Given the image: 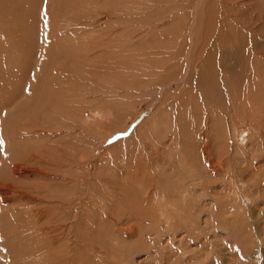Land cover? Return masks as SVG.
I'll return each mask as SVG.
<instances>
[{"label":"rangeland","instance_id":"obj_1","mask_svg":"<svg viewBox=\"0 0 264 264\" xmlns=\"http://www.w3.org/2000/svg\"><path fill=\"white\" fill-rule=\"evenodd\" d=\"M0 63V264H264V0H0Z\"/></svg>","mask_w":264,"mask_h":264},{"label":"bare ground","instance_id":"obj_2","mask_svg":"<svg viewBox=\"0 0 264 264\" xmlns=\"http://www.w3.org/2000/svg\"><path fill=\"white\" fill-rule=\"evenodd\" d=\"M215 1H216V0H215ZM203 2H204V1H203ZM196 3H197V2H196ZM196 5L199 6V4H196ZM201 5L203 6V4L200 3V7H201ZM198 6H197V7H198ZM197 7L194 6L195 9H196ZM227 8H228V7H227ZM195 9H194V10H195ZM208 9H209V8H208ZM196 10H197V9H196ZM192 11H193V10H192ZM228 11H229V10H228ZM223 13H224V12H223ZM196 14H197V11H196ZM224 15H225V14H224ZM229 15H230V14H229ZM196 16H197V15H196ZM225 16H226V15H225ZM191 19H192V18H190V21H192ZM196 19H197V17H196ZM193 21H194V20H193ZM154 22H155V21H154ZM229 22H230V21H229ZM172 23H173V22H172ZM53 24H54V23H53ZM196 24L198 25L199 22L197 23V21H196ZM171 25H173V24H171ZM189 25H190V24H189ZM169 26H170V25H169ZM47 27H48V26H47ZM191 28H192V27H191ZM57 30H58V29H57ZM61 30H62V29H61ZM177 31H179V28H178ZM190 31H191V30H189V32H190ZM194 31H195V28H194ZM194 31H191V32H190V37H191V38H192V35L194 34ZM180 32H182V31H180ZM180 32H175V33H176V34L179 33V35H180ZM55 33H56V32H55ZM55 33H53V34H54V37H55V38H56V36L59 37V34H57V35L55 36ZM220 33H221V32H220ZM53 34H52V36H53ZM173 34H174V33H173ZM173 34H172V35H173ZM231 34H232V33H231ZM133 35H134V34H133ZM174 35H175V34H174ZM177 35H178V34H177ZM179 35H178V36H179ZM181 35H182V33H181ZM181 35H180V36H181ZM184 35H185V34H184ZM50 36H51V35H50ZM52 36H51V37H52ZM187 36H189V33H188ZM195 36H196V35H195ZM51 37H50V38H51ZM129 37H130V36H129ZM182 37H183V35H182ZM182 37H181V38H182ZM193 37H194V36H193ZM61 38H62V37H61ZM175 38H176V37H175ZM177 38H178V37H177ZM177 38H176V39L173 38V39H174V40H177ZM183 38H184V37H183ZM191 38H190V45L192 44V39H193V38H192V39H191ZM179 39H180V38H179ZM179 39H178V40H179ZM60 40H61V39H60ZM169 40H170V39H169ZM229 40H230V39H229ZM54 41H55V39H54ZM127 41H128V40H127ZM183 41H184V40H183ZM183 41H182V42H183ZM194 41H199V39L195 40V37H194ZM194 41H193V42H194ZM49 42H50V40H49ZM60 42L63 43L62 40H61ZM60 42H59V41H58V42L56 41L55 43L59 44ZM131 42H132V41H131ZM61 43H60V44H61ZM93 43H94V42H93ZM93 43H92V44H93ZM95 43H96V42H95ZM125 43H126V42H124V44H120V45H123V46H121V47L124 48V46L126 45ZM176 43H178V42L175 41L174 44L176 45ZM183 43H184V42H183ZM196 43H197V42H196ZM196 43H195V44H196ZM57 44H56V45H57ZM71 44H72V43H71ZM81 44H83V43H81ZM101 44H102V43H101ZM111 44H112V43H111ZM127 44H128V43H127ZM174 44H173V45H174ZM18 45H19V44H18ZM72 45H75L74 42H73ZM93 45H94V44H93ZM97 45H98V44H97ZM181 45H182V44H181ZM232 45H233V44H232ZM12 46H13V45H12ZM44 46H45V45H44ZM51 46L53 47V45H51ZM69 46H70V45H69ZM113 46H114V45H113ZM147 46H148V45H147ZM176 46H177V45H176ZM176 46L173 47V48H176ZM74 47H75V46H74ZM79 47H80V46H79ZM103 47H104V46H103ZM153 47H154V46H153ZM179 47H180V46H179ZM185 47H187V45H185ZM49 48H50V47H49ZM55 48H56V47H55ZM55 48H54L53 51H52V49H51V52H52L53 54H52V53L50 54V52H49V55H50V56L54 55V57H55V55L58 53V52H56ZM59 48H60V47H59ZM75 48H76V47H75ZM75 48H74V49H75ZM86 48H88V47H86ZM86 48H85V46H83V49H82V47H81L82 51H83V50L86 51ZM108 48H110L109 45H108ZM142 48H143V47H142ZM154 48H155V47H154ZM182 48H184V47H182ZM182 48H181V47H180V48H177V50H180V49H182ZM187 48H188V47H187ZM195 48H196V45H195ZM195 48H194V49H195ZM61 49H62V48H61ZM72 49H73V47H72ZM74 49H73V50H74ZM88 49H89V48H88ZM145 49H146V48H145ZM149 49H150V48H149ZM184 49H186V48H184ZM194 49L192 48L191 50L194 51ZM76 50H77V48H76ZM78 50H79V49H78ZM78 50H77V51H78ZM114 50H115V49H114ZM151 50H152V49H151ZM158 50H159V49H158ZM162 50H163V49H162ZM162 50H161V51H162ZM166 50H167L168 53H169V50H168V49H166ZM16 51H17V50H16ZM44 51H45V50H44ZM44 51H43V52H44ZM77 51H76V52H77ZM82 51H81V52H82ZM115 51H116V50H115ZM123 51H124V50H123ZM145 51H147V50H145ZM184 51H185V50H184ZM152 52H153V51H152ZM173 52H174V51H172V53L170 52V54H174ZM178 52H179V51H178ZM191 52H192V51H191ZM79 53H80V51H79ZM138 53H139V52H138ZM138 53H137V54H138ZM140 53H141V52H140ZM140 53H139V54H140ZM142 53H143V52H142ZM160 53H162V52H160ZM185 53H186L189 57H190L191 54L194 55V52L190 54V47H189V50H187V52H185ZM198 53L200 54L201 52L199 51ZM134 54H135V53H134ZM137 54H136V55H137ZM176 54H177V53H176ZM176 54H175V55H176ZM181 54H182V53H181ZM186 54H185V55H186ZM255 54H256V53H255ZM18 55H19V54H18ZM60 55H61V54H60ZM60 55H59V53H58V56H57V59H58V60L60 59V58H59ZM153 55H154V54H153ZM162 55H163V54H162ZM175 55H174V56H175ZM177 55H178V54H177ZM44 56H45V55H44ZM69 56H70V55H69ZM143 56H144V55H143ZM171 56H173V55H171ZM171 56H170V57H171ZM181 56H182V55H180V57H181ZM200 56H202V55H200ZM18 57H19V56H18ZM70 57H71V56H70ZM175 57H177V56H175ZM71 58H73V56H72ZM163 58H164V57H163ZM185 58H186V57H185ZM187 58H188V57H187ZM9 59H10V58H9ZM76 59H77V58H76ZM166 59H167V57H166ZM170 59H171V58H170ZM181 59H184V58H181ZM193 59H194V58H193ZM10 60H11V59H10ZM40 60H41V59H40ZM47 60H48V58H47ZM100 60H101V59H100ZM168 60H169V59H168ZM188 60H190V58L187 59V61H188ZM191 60H192V59H191ZM19 61H20V60H19ZM62 61H63V60H62ZM171 61H173V57H172V60H170V62H171ZM182 61H183V60H182ZM187 61H186V62H187ZM51 62L53 63L54 61L51 60ZM51 62H50L49 64H52ZM143 62H144V61H143ZM156 62H157V61H156ZM163 62H165V59H164ZM166 62H167V61H166ZM180 62H181V61H180ZM186 62H185V63L182 62V63H183V64H186ZM191 62H192V61H191ZM3 63H4V62H3ZM9 63H10V62H9ZM12 63H13V61H12ZM17 63H18V62H17ZM54 63H55V62H54ZM154 63H155V62H154ZM171 63H172V62H171ZM201 63L203 64V62H201ZM55 64H56V63H55ZM62 64H63V63H62ZM162 64H163V63H162ZM173 64H174V63H173ZM173 64H172V65H173ZM0 65H2V63H0ZM11 65H12V64H11ZM47 65H48V64H47ZM53 65H54V64H53ZM153 65H154V64H153ZM164 65H165V64H164ZM188 65H189V64H188ZM14 66H15V65H14ZM17 66H18V65H17ZM37 66L39 67V65H37ZM50 66H51V65H50ZM64 66H65V65H64ZM154 66H155V65H154ZM170 66H171V65H170ZM10 67H11V66H10ZM10 67H9V68H10ZM18 67H19V66H18ZM21 67H22V66H21ZM114 67H115V66H114ZM129 67H130V66H129ZM156 67H157V69H158V64H157ZM174 67H175V65H174ZM174 67H173V68H174ZM178 67H179V66H178ZM185 67H186V66H185ZM191 67H192V66H191ZM15 68H16V67H15ZM15 68H14V69H15ZM150 68H151V67H150ZM153 68H155V67H152V72H153V74H155V72H154L155 69H153ZM159 68H160V67H159ZM163 68H164V67H163ZM163 68H162V69H163ZM173 68H172V69H173ZM182 68H183V66H182ZM189 68H190V67H189ZM253 68H254V67H253ZM157 69H156L155 71H157ZM160 69H161V68H160ZM172 69H171V70H172ZM176 69H177V68H176ZM184 69H185V68H184ZM0 70H2V68H0ZM7 70H8V69H7ZM11 70H12V69H11ZM17 70H18V69H17ZM21 70H23V69H21ZM136 70H137V69H136ZM144 70H145V69H144ZM158 70H159V69H158ZM173 70H174V69H173ZM182 70H183V69H182ZM190 70H191V69H190ZM190 70H189V72H190ZM197 70H198V69H197ZM201 70H202V69H201ZM13 71H14V70H13ZM60 71H61V69H60ZM62 71H63V70H62ZM160 71H161V70H160ZM160 71L158 72L159 74H156V75L159 76V75H161V74L163 73V72H160ZM254 71H255V70H254ZM2 72H4V71H2ZM19 72H20V71H19ZM44 72H45V71H44ZM152 72H150V73L152 74ZM169 72H170V71H169ZM180 72H181V71H180ZM189 72H188V73H189ZM194 72H195V71H194ZM255 72H256V71H255ZM5 73H6V72H5ZM20 73H21V72H20ZM38 73H39V72H38ZM146 73H148V72L146 71ZM160 73H161V74H160ZM170 73H171V72H170ZM184 73H185V72H184ZM15 74H16V73H15ZM22 74H24V72H23ZM26 74H27V73H26ZM142 74H143V71H142ZM166 74H169V73H165V76H167ZM175 74H176V73H175ZM27 75H28V74H27ZM36 75H37V73H36ZM36 75H35V77H36ZM49 75H50V74H49ZM54 75H55V74H54ZM162 75H163V74H162ZM3 76H4V74H3ZM6 76H7V75H6ZM6 76H4V77H6ZM10 76H11V75H10ZM24 76H25V75H24ZM37 76H38V75H37ZM136 76H137V75H136ZM176 76H177V75H176ZM179 76H182V75H179ZM18 77H19V76H18ZM32 77H33V76H32ZM154 77H155V76H154ZM154 77H153V78H154ZM188 77H189V74H188ZM36 78H37V77H36ZM39 78H40V77H39ZM143 78H144V76H143ZM149 78H151V77H149ZM153 78H152V79H153ZM156 78H157L158 82H160V80H159V78H158L157 76H156ZM163 78H164V80L166 79L164 76H163ZM179 78H180V77H179ZM181 78H182V77H181ZM184 78H185V77H184ZM9 79H11V78H9ZM9 79H7V81H8ZM34 79H35V78H34ZM152 79H151V80H152ZM26 80H27V78H26ZM31 80H32V79H31ZM35 80H36V79H35ZM35 80H34V81H35ZM38 80H40V79H38ZM153 80H155V78H154ZM166 80H169V76H168V78H167ZM166 80H165V82H166ZM174 80H176V84H177V82H178V81H177L178 78H177V79H174ZM250 80H251V79H250ZM59 81H60V80H59ZM146 82H147V81H146ZM150 82L152 83V81L149 80V83H150ZM155 82H156V80H155L153 83L155 84ZM158 82H156V85H157ZM179 82H180V81H179ZM182 82H185V81H182ZM224 82H225V81H224ZM18 83H19V82H18ZM34 83H37V80H36V82H34ZM125 83H126V82H125ZM153 83H152V84H153ZM172 83H173V82H172ZM185 83H186V82H185ZM185 83H184V84H185ZM15 84H16V82H15ZM21 84H23V83H20V86H21ZM167 84H169V83H167ZM167 84H165V85H167ZM220 84H221V83H220ZM32 85L34 86L33 81H32ZM35 85H36V84H35ZM147 85H148V84H147ZM158 85H159V83H158ZM165 85H164V87H165ZM18 86H19V85H18ZM30 86H31V85H30ZM41 86H42V85H41ZM159 86H160V85H159ZM161 86H163V85H161ZM170 86H171V85H170ZM221 86H222V85H221ZM15 87H17V86H14L13 89H14ZM35 87H36V86H35ZM155 87H156V86H155ZM258 87H259V86H258ZM17 88H18V87H17ZM15 89H16V88H15ZM36 89H37V88H36ZM212 89H213V88H212ZM227 90H228V89H227ZM10 91H11V90H10ZM160 91H161V90H160ZM163 91H164V90H163ZM22 93H23V91H22ZM159 93H160V92H159ZM213 93H214V92H213ZM220 93H221V92H220ZM33 94H34V93H33ZM228 94H229V93H228ZM254 94H255V93H254ZM2 96H3V95H2ZM160 96H162V95H160ZM238 96H239V95H238ZM255 96H256V95H255ZM231 97H232V96H231ZM247 97H248V96H247ZM198 98H199V97H198ZM232 98H233V97H232ZM1 99H2V98H1ZM31 99L33 100V98H31ZM31 99H30V100H31ZM245 99H246V98H245ZM254 99H255V98H254ZM2 100H3V99H2ZM30 100H29V102H30ZM32 100H31V101H32ZM213 100H214V99H213ZM232 100H233V99H232ZM251 100H253V99H251ZM255 100H256V99H255ZM230 101H231V100H230ZM6 102H8V101H6ZM209 102H210V101H209ZM213 102H214V101H213ZM4 103H5V102H4ZM10 103H11V102H10ZM214 103H216V102H214ZM233 103H234V102H233ZM233 103H232V104H233ZM235 103H236V102H235ZM5 104L7 105V103H5ZM13 104H15V103H13ZM29 104H30V103H29ZM202 104H203V103H202ZM249 104H250V103H249ZM10 105H12V104H10ZM10 105H9V106H10ZM218 106H219V105H218ZM248 106H249V105H248ZM254 106H255V105H254ZM25 107H26V106H25ZM53 107H54V106H53ZM250 107H251V106H250ZM4 108H5V107H4ZM13 109H14V108H13ZM224 109H225V107H224ZM235 109H236V108H235ZM248 109H249V108H248ZM99 110H101V109H99ZM236 110H237V109H236ZM102 111H103V110H102ZM98 113L101 114L102 120H103L104 118H106V114H104V111H103V112L98 111ZM105 113H106V111H105ZM107 114H108V113H107ZM196 114H197V113H196ZM203 114H204V113H203ZM206 114H207V113H206ZM2 115H3V114H2ZM5 115H6V114H5ZM9 115H10V116H13V115H11V114H7V118H5L7 121H8V117H10ZM27 115H28V114H27ZM27 115H26V116H27ZM30 115H32V114H29V116H30ZM33 115H34V114H33ZM108 115H109V114H108ZM0 116H1V115H0ZM3 116H4V115H3ZM3 116H2V117H3ZM17 116H18V115H17ZM47 116H48V115H47ZM210 116H211V115H210ZM2 117H0V118H2ZM14 117H15V116H14ZM18 117H19V119H20V118H23V117H20V115H19ZM38 117H39V116H38ZM12 118H13V117H10V118H9V119H11V120H10L11 122H12V120H13ZM24 118H25V117H24ZM27 118H28V117H27ZM33 118H34V116H33ZM36 118H37V117H36ZM82 118H83V117H82ZM207 118H208V117H207ZM207 118H206V119H207ZM2 119H3V118H2ZM16 119H17V118L15 117L14 120L16 121ZM80 119H81V118H80ZM210 119H211V118H210ZM21 120H22V119H21ZM24 120H25V119H24ZM31 120H32V118H31ZM40 120H42V119H40ZM102 120H101V121H102ZM201 120L203 121L204 119H201ZM15 121H13V122H15ZM8 122H9V121H8ZM18 122H19V121H18ZM21 122H22V121H21ZM204 122H205V121H204ZM204 122H202V123H204ZM206 122H207V121H206ZM206 122H205V123H206ZM211 122H212V121H211ZM213 122H214V121H213ZM221 122H222V121H221ZM232 122H233V121H232ZM1 123H2V122H1ZM16 123H17V122H15V126L18 124V123H17V124H16ZM26 123H28V121H27ZM99 123H100V121H99ZM195 123H196V122H195ZM11 124H12V123H11ZM11 124H10V125H11ZM22 124H23V123H21V125H22ZM171 124H172V123H171ZM198 124H199V123H198ZM211 124H212V123H211ZM19 125H20V124H19ZM19 125H18V127H20ZM29 125H30V124H29ZM201 125H203V124H201ZM4 126H6V125H4ZM13 126H14V125H13ZM15 126H14V127H15ZM27 126H28V125H27ZM172 126H173V125H172ZM7 127H8V126H6V129H7ZM22 127H23V126H22ZM28 127H29V126H28ZM28 127H27V128H28ZM30 127H31V126H30ZM33 127H34V126H33ZM202 127H203V126H202ZM204 127H205V125H204ZM204 127H203V128H204ZM207 127H208V124H207ZM210 127H212V126L210 125ZM208 128H209V127H208ZM15 129H16V127H15ZM20 129H22V128H20ZM9 130H10V128L8 129V132H9ZM23 130H24V129H23ZM31 130H32V128H31ZM31 130H29V131H31ZM33 130H34V129H33ZM33 130H32V131H33ZM198 130H199V129H198ZM11 131H12V130H11ZM11 131H10V132H11ZM14 131H15V130H14ZM16 131H17V129H16ZM27 131H28V130H27ZM32 131H31V132H32ZM34 131H35V130H34ZM34 131H33V132H34ZM167 131H168V130H167ZM205 131H206V130H205ZM222 131H223V130H222ZM10 132H9V133H10ZM17 132H18V131H17ZM25 132H26V131H25ZM25 132L22 131V134L25 133ZM31 132H30V133H31ZM151 132H152V131H151ZM193 132H194V131H193ZM0 133H2V132H0ZM12 133H13V132H12ZM12 133H11V134H12ZM15 133H16V132H15ZM202 133H203V130H202L201 134H199V135H201V137H200L201 139H200V138H199V139H200V141H203V139H205V142L202 143V145H201V147H199V149H200L202 155L204 156V159L206 158V160H207V161L209 162V164H210L211 161H212V159H210V156L208 155V152H207V148H209V150H210V147H208V145H207V144H208L207 141H209V138L206 136V134L203 135ZM209 133H210V131H209ZM3 134H4V133H3ZM11 134H9V135H11ZM17 134H18V133H17ZM161 135H162V134H161ZM207 135H208V134H207ZM3 136H4V135H3ZM12 136H13V135H12ZM12 136H9V137L7 136V140H8L10 137H12ZM25 136H26V135H25ZM25 136H24V137H25ZM28 136H29V134H28ZM28 136H27L26 138H28ZM31 136H32V135H31ZM31 136H30V137H31ZM163 136H164V135H163ZM224 136H225V135H224ZM5 137H6V136H5ZM159 137H160V136H159ZM169 137H170V136H169ZM2 138H3V137H2ZM12 138H13V137H12ZM195 138H196V137H195ZM163 139H164V138H163ZM219 139H220V138H219ZM8 141H9V140H8ZM10 141H11V138H10ZM10 141H9V142H10ZM15 141H16V140H15ZM171 141H172V140H171ZM3 142H4V140H3ZM165 142H166V141H165ZM4 143H5V142H4ZM11 143H12V141H11ZM15 143H16V142H15ZM103 143H104V142H103ZM167 143H168V141L166 142V144H167ZM169 143H170V142H169ZM22 144H23V143H22ZM159 144H160V143H159ZM170 144H172V143H170ZM0 145H1V143H0ZM27 145H28V144H27ZM29 145H30V144H29ZM32 145H33V144H32ZM162 145H164V144H162ZM178 145H179V144H178ZM5 146H8V145H4V147H5ZM12 146H13V143H12ZM14 146H15V145H14ZM14 146H13V147H14ZM17 146H18V145H17ZM17 146H16V147H17ZM0 147H1V146H0ZM8 147H10V146H8ZM33 147H34V146H33ZM165 147H166V146H165ZM169 147H170V146H169ZM177 147H178V146H177ZM6 148H7V147H6ZM6 148H5V149H6ZM35 148H36V147H35ZM44 148H45V147H44ZM1 149H2V147H1ZM17 149H18V148H17ZM46 149H47V147H46L44 150H42V151H43L42 153H45ZM163 149H164V148H163ZM166 149H168V148H166ZM170 149H171V148H170ZM7 150H8V148L6 149V151H7ZM9 150L11 151L10 148H9ZM9 150H8V152H9ZM12 150H13V148H12ZM31 150H32V149H31ZM33 150H34V148H33ZM36 150H37V149H36ZM1 151L3 152V150H1ZM14 151H15L14 153L16 154V152L18 153L19 150L17 151V150L14 149ZM220 151H221V150H220ZM180 152H181V151H180ZM4 153H5V152H4ZM4 153H3V154H4ZM11 153H13V151H12ZM23 153H25V154H23V156L25 155L24 157H26V156H27L26 154H28L26 151L23 152ZM30 153H32V152H30ZM35 153H36V151H35ZM37 153H39V152H37ZM160 153H161V152H160ZM3 154H2V155H3ZM8 154H9V153H8ZM15 154H13V155H15ZM169 154H170V153H169ZM11 155H12V154H11ZM19 155H21V154H18V155L16 154L15 156L17 157V156H19ZM31 155H33V153H32ZM34 155H37V154H34ZM42 155H44V154H42ZM42 155H41V156H42ZM170 155H171V154H170ZM225 155H226V154H225ZM15 156H14V157H15ZM38 156H40V155H37V157H38ZM178 156H179V155H178ZM184 156H185V155H184ZM203 156H202V157H203ZM221 156H222V155H220L219 159L221 158ZM14 157H13V158H14ZM16 157H15V158H16ZM27 157H28V156H27ZM32 157H33V156H32ZM35 157H36V156H35ZM42 157H43V156H42ZM162 157H163V156H162ZM176 157H177V156H176ZM15 158H14V160H15ZM17 158H18V157H17ZM177 158H178V157H177ZM195 158H199V157H195ZM228 158H229V156H228ZM0 159H1V158H0ZM19 159H20V158H19ZM29 159H31V158H29ZM32 159H34V157H33ZM32 159H31V160H32ZM35 159H36V158H35ZM35 159H34V160H35ZM39 159H41V158H39ZM39 159H36V161L39 160ZM175 159H176V158H175ZM181 159H182V158H181ZM213 159H214V157H213ZM9 160H10V158H9ZM22 160H24V159H22ZM22 160H19V161H22ZM26 160H27V159H26ZM194 160H195V159H194ZM196 160H198V159H196ZM222 160H223V159L219 160V161H220V164H221V161H222ZM1 161H2V160H1ZM16 161H18V159L15 160V162H16ZM36 161H34V162H36ZM42 161H43V160H42ZM174 161H175V160H174ZM202 161H203V160H202ZM213 161H214V166H212V173H214V174H218V171H217V170H218L219 168L217 169L216 167H217V165L219 164V162H215V160H213ZM223 161H224V160H223ZM3 162H5V161H3ZM11 162H12V161H11ZM28 162H29V161H28ZM32 162H33V160H32ZM38 162H39V161H38ZM170 162H171V160H170ZM170 162H169V163H170ZM180 162H181V160H180ZM180 162H179V164L181 165ZM182 162H183V161H182ZM7 163H8V162H7ZM12 163H13V162H12ZM16 163H17V164H16ZM16 163H14L15 165L13 166V169H11V170H12V175H13V176L18 175L19 173L21 174V173L25 170V167L22 166V164H21L20 162H19V164H18V162H16ZM22 163H23V161H22ZM4 164H6V162H5ZM177 164H178V163H177ZM179 164H178V165H179ZM182 164H183V163H182ZM0 165H1V162H0ZM171 165H172V164L170 163V167H171ZM175 165H176V163H175ZM3 166H4V165H3ZM5 166L8 167L9 164H8V165H5ZM5 166H4V167H5ZM27 166H28V165H27ZM27 166H26V167H27ZM173 166H174V164H173ZM176 166H177V165H176ZM210 166H211V165H210ZM221 167H222V166H221ZM9 168H10V167H9ZM174 168H175V167H174ZM180 168L182 169V167H180ZM6 169H8V168H6ZM30 169H31V168H30ZM33 169H34V168H33ZM36 169H37V168H36ZM177 169H178V168H176L175 170H177ZM188 169H189V168H187V171H188ZM190 169H191V168H190ZM190 169H189V171H191ZM207 169H208V168H207ZM209 169H210V168H209ZM1 170H2V169H1ZM4 170H5V168H4ZM170 170H171V169H170ZM175 170H174V171H175ZM7 171H8V170H7ZM27 171H28V170H27ZM171 171H173V169H172ZM177 171H178V170H177ZM193 171H194V170H193ZM199 171H200V169H199ZM219 171H220V170H219ZM210 172H211V170H210ZM8 173H9V171H8ZM24 173H25V172H24ZM4 175H5V173H4ZM4 175H0V177H1V176H4ZM22 175H24V174H21V176H22ZM8 176H9V175H8ZM19 176H20V175H19ZM21 176H20V177H21ZM5 177H7V176H5ZM24 178H25V177H24ZM15 180H18V179H15ZM0 182H1V181H0ZM12 182H13V181H12ZM2 183H3V184L0 183V190L4 191V192H2V193L4 194V196H3L2 198H3V200H4V199H8V198H10L9 192H10V189H11V186H12L13 183H12V184L10 183L11 185L8 184V182H7V183L2 182ZM13 187H14V186H13ZM15 189H16V188H15ZM15 189H13V190H14V193H15ZM16 190H17V189H16ZM17 192H18V191H17ZM84 192H85V191H84ZM150 192H151V191H150ZM2 193H1V194H2ZM1 194H0V195H1ZM12 195H13V194H12ZM165 195H166V194H165ZM1 196H2V195H1ZM11 197H12V196H11ZM75 200H76V199H75ZM4 201H5V200H4ZM90 201H91V200H89V202H90ZM2 202H3V201H2ZM81 202H82V201H81ZM94 202H95V201H94ZM164 202H165V201H162V203L157 202V206H158V205H161V210H160L161 214L165 212L164 208L162 207V205L164 204ZM91 204H93V203H91ZM103 204H104V203H103ZM93 206H94V204H93ZM103 211H104V210H103ZM30 213H31V212H30ZM36 213H37V212H36ZM47 213H48V212H47ZM40 215H41V214H40ZM29 217H30V216H29ZM33 217H34V216H33ZM35 217H36V216H35ZM37 217H38V216H37ZM76 217H78V216L75 215V218H74V219H76ZM34 220H35V219H34ZM62 220H63V219H62ZM125 220H126V219H125ZM37 221H38V220H37ZM63 221H64V220H63ZM3 222H4V221H3ZM16 222H17V221H16ZM60 223H61V222H60ZM40 225H41V224H40ZM58 225H60V224H58ZM62 225L64 226L65 224H62ZM70 225H71V224H70ZM133 225H134V224H133ZM33 226H34V225H33ZM60 226H61V225H60ZM60 226H59V227H60ZM70 227H71V226H70ZM127 227H129V226H127ZM61 228H62V227H61ZM71 228H72V227H71ZM137 228H138V225H137ZM137 228L134 227V226H132L131 228H128L129 231H126V229L123 230V231L125 232V235H126V236H131L132 234H135V233H136ZM27 230H28V229H27ZM69 230H71V229H69ZM6 231H7V230H6ZM42 233H43V232H42ZM71 233H72V232H71ZM4 234H5V233H4ZM29 236H30V235H29ZM73 241H75V240H73ZM73 241H72V242H73ZM13 243H14V242H13ZM66 249H67V248H66ZM88 250H89V249H88ZM65 251H67V250H65ZM92 251H93V250H92ZM67 253H68V252H67ZM70 253H71V252H70ZM72 254H73V253H72ZM72 254H71V255H72ZM67 255H68V254H67ZM68 256H69V255H68ZM73 256H74V255H73ZM72 260H73V259H72ZM74 260H75V259H74ZM67 261H68V264H72V263H71V258L68 257V260H67ZM58 262H59V260L57 261V263H58ZM59 263H60V262H59ZM65 263H66V261H65ZM61 264H62V262H61ZM63 264H64V263H63ZM66 264H67V263H66ZM73 264H74V262H73Z\"/></svg>","mask_w":264,"mask_h":264}]
</instances>
